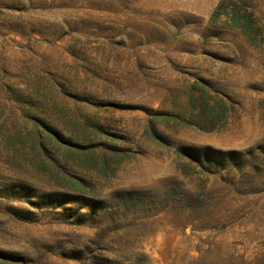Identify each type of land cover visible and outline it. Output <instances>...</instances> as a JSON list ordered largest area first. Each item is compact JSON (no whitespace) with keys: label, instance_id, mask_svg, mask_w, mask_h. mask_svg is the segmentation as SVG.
Segmentation results:
<instances>
[{"label":"rangeland","instance_id":"rangeland-1","mask_svg":"<svg viewBox=\"0 0 264 264\" xmlns=\"http://www.w3.org/2000/svg\"><path fill=\"white\" fill-rule=\"evenodd\" d=\"M0 261L264 264V0H0Z\"/></svg>","mask_w":264,"mask_h":264},{"label":"trees","instance_id":"trees-1","mask_svg":"<svg viewBox=\"0 0 264 264\" xmlns=\"http://www.w3.org/2000/svg\"><path fill=\"white\" fill-rule=\"evenodd\" d=\"M222 3L218 5L217 9L212 13L211 19H214L216 16L221 15L222 12H220V9L222 7ZM238 18H235L234 26L237 27L251 42V44H255L253 42V37H255L253 32L254 25L252 23L251 17L247 13H243L240 16H237ZM256 29V28H255ZM205 89V88H204ZM190 104L192 106V121L197 123L199 127L203 129L212 130L216 127V124L225 120L226 116L224 111L225 109L228 110V103L223 98L220 100L222 103L219 105V101L212 100L211 96H209V91L204 90L202 92H199L198 94H193L190 96ZM147 134L149 138L156 140V141H162V144L169 145L170 142L163 138V136L156 130L154 124L148 125L146 128ZM185 153L193 152L194 150L197 152H203V153H221L216 152L215 150L210 148H191V147H183L182 148ZM187 150V152H186ZM234 154V153H233ZM232 153L230 155H233ZM1 264V261H0Z\"/></svg>","mask_w":264,"mask_h":264}]
</instances>
